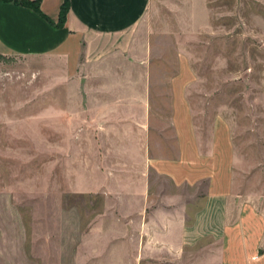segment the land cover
<instances>
[{"label":"crops","instance_id":"0c3cea01","mask_svg":"<svg viewBox=\"0 0 264 264\" xmlns=\"http://www.w3.org/2000/svg\"><path fill=\"white\" fill-rule=\"evenodd\" d=\"M63 1L39 0L37 13L0 0V56L65 62L58 79L70 83L53 130L75 150L61 166L58 147L54 189L83 196L85 208L67 219L78 233L65 248L43 233L21 264H264L258 155L237 146L221 114L201 132L188 55L180 50L175 74L158 72L169 61L158 56L157 28L143 24L161 4L189 17L182 30L204 31L207 0H69L57 27Z\"/></svg>","mask_w":264,"mask_h":264},{"label":"rangeland","instance_id":"374dc122","mask_svg":"<svg viewBox=\"0 0 264 264\" xmlns=\"http://www.w3.org/2000/svg\"><path fill=\"white\" fill-rule=\"evenodd\" d=\"M207 5L204 31L182 30L189 17L161 4L147 16L143 24L157 28L163 47L158 56L169 61L158 63L157 70L175 74L180 50L187 54L196 76L188 99L201 132L207 136L221 114L233 123L237 146L245 149L241 143L247 142L264 167V0H207ZM65 66L55 56H0V264L24 263L32 251L35 257L43 233L46 242L58 233L55 241L65 248L75 226L78 233V224L67 219L85 215L83 196L54 189L55 181L61 183L54 177L58 147L61 166L75 150L69 143L58 145L53 130V107L65 104L70 83L58 79ZM70 86L83 89L85 83Z\"/></svg>","mask_w":264,"mask_h":264},{"label":"trees","instance_id":"16d2710c","mask_svg":"<svg viewBox=\"0 0 264 264\" xmlns=\"http://www.w3.org/2000/svg\"><path fill=\"white\" fill-rule=\"evenodd\" d=\"M4 2L7 3H14L18 4L24 7H28L36 11L37 13H40L39 10V0H34V1H28V0H3ZM69 7V0H64L61 7H60V12H59V19L57 23V27H62L65 22L66 14L68 11Z\"/></svg>","mask_w":264,"mask_h":264}]
</instances>
